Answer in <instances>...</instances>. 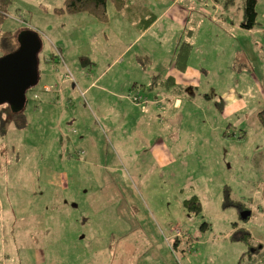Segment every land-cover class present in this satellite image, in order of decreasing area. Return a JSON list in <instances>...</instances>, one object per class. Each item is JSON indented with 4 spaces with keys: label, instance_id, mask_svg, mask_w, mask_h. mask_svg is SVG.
<instances>
[{
    "label": "rangeland",
    "instance_id": "374dc122",
    "mask_svg": "<svg viewBox=\"0 0 264 264\" xmlns=\"http://www.w3.org/2000/svg\"><path fill=\"white\" fill-rule=\"evenodd\" d=\"M132 1L217 17L190 48L194 70L112 1L103 23L16 0L0 25L41 43L25 125L0 105V264H264V0L250 30L242 0ZM170 75L190 83L164 86Z\"/></svg>",
    "mask_w": 264,
    "mask_h": 264
},
{
    "label": "trees",
    "instance_id": "16d2710c",
    "mask_svg": "<svg viewBox=\"0 0 264 264\" xmlns=\"http://www.w3.org/2000/svg\"><path fill=\"white\" fill-rule=\"evenodd\" d=\"M16 0H0V25L4 22L5 18L8 17L10 6ZM112 1L115 8L120 12H125L127 17L130 19L136 18L141 19L145 17V15L152 16V11L147 10V8H141V12H138V6L133 4L132 0H64L62 6L56 8V13L60 15L64 14H78L81 12H87L97 17V19L101 22L108 21V12H107V3ZM257 0H243L244 5V18L242 22V27L244 29H253L256 26L257 20ZM145 9V10H144ZM27 31V30H26ZM25 31L21 30L16 35L10 32H4L1 36V45L4 48V55H8L13 53L19 48L18 38L20 34ZM189 49L186 47V50H182L178 55V62L181 60L182 65L185 64L188 57ZM28 103V99L26 97V103L21 110L13 111L12 107L10 108V114L14 117V120L18 124V126L23 127L26 123V118L22 113ZM1 105V104H0ZM6 113V111H5ZM260 119L264 123V109L260 111ZM229 194H227L228 196ZM187 203L192 204L193 206L190 209L196 210V212L201 211V205L197 203L196 199H192L187 201ZM242 215H249L246 219L251 217V211L248 208H243ZM234 232V233H233ZM232 232V239L235 241H242L247 244L252 242V234L248 231L240 229L235 226Z\"/></svg>",
    "mask_w": 264,
    "mask_h": 264
},
{
    "label": "crops",
    "instance_id": "0c3cea01",
    "mask_svg": "<svg viewBox=\"0 0 264 264\" xmlns=\"http://www.w3.org/2000/svg\"><path fill=\"white\" fill-rule=\"evenodd\" d=\"M243 2V0H242ZM142 3V2H141ZM145 3H142V5ZM143 7H138V9H141ZM145 8V6H144ZM120 12V11H119ZM124 15L127 14L125 12H122ZM150 16L145 15V17L141 19H130L127 17L128 21L134 26V28L140 32L142 35H145L148 33L149 30H152V32H161L163 33L167 39L170 41H177L178 42V51L176 52L177 54L173 57L172 59V66L178 64L179 68H176L178 71H190L194 70V68H190L188 66V59L190 53H188L187 60L185 64L182 65V63L177 62L178 60V55L179 53L182 52L184 47H188L189 52L190 48L195 45V41H206V40H211L213 39V35L215 34L213 31V28L211 25L217 23L218 19L217 17H213L210 20L204 19L201 17H195V18H189L190 17V11L183 8L180 5H177L176 7L169 6L166 7L162 13V15H157L154 11H152V17L148 19ZM243 18H244V5H243ZM206 20V21H205ZM108 21H109V16H108ZM107 21V22H108ZM164 21L167 22L166 27H159ZM101 22V21H100ZM103 22V23H107ZM243 22V21H242ZM241 22V26H242ZM195 28V30H194ZM243 28V27H242ZM10 33H14L12 31H8ZM4 32H0V43H1V36ZM18 33V32H17ZM17 33H14L15 35ZM237 54L240 56L241 51L235 50ZM4 48L0 44V58L4 56ZM140 59V58H139ZM235 58H233L232 61H234ZM146 61H150L149 56H146ZM245 61H243L244 63ZM247 62H245L241 68H239L240 72L247 67ZM173 68V67H172ZM233 71H236V62H234V65L232 67ZM172 70H170V73ZM179 73V72H178ZM183 77L180 79V81L176 80L175 75H170L168 78H166V82L163 83L164 86L169 85L172 83L173 85L178 86L179 89H183L184 86H181L177 83H190L184 82ZM189 86V85H187ZM226 110H227V115H230L232 112V109L230 108V105L227 103L226 104ZM6 228V227H5ZM2 235V233H0ZM3 236V235H2Z\"/></svg>",
    "mask_w": 264,
    "mask_h": 264
},
{
    "label": "water",
    "instance_id": "95a60500",
    "mask_svg": "<svg viewBox=\"0 0 264 264\" xmlns=\"http://www.w3.org/2000/svg\"><path fill=\"white\" fill-rule=\"evenodd\" d=\"M18 41L16 51L0 58V104L9 103L13 111L23 108L27 92L38 84L40 77L41 43L37 35L27 31L20 34Z\"/></svg>",
    "mask_w": 264,
    "mask_h": 264
}]
</instances>
